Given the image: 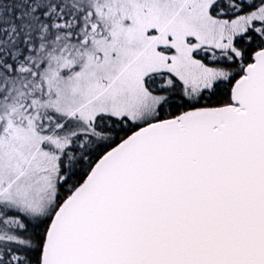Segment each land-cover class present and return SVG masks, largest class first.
I'll use <instances>...</instances> for the list:
<instances>
[{
	"label": "snow or ice",
	"instance_id": "obj_1",
	"mask_svg": "<svg viewBox=\"0 0 264 264\" xmlns=\"http://www.w3.org/2000/svg\"><path fill=\"white\" fill-rule=\"evenodd\" d=\"M0 264H264V0H0Z\"/></svg>",
	"mask_w": 264,
	"mask_h": 264
}]
</instances>
